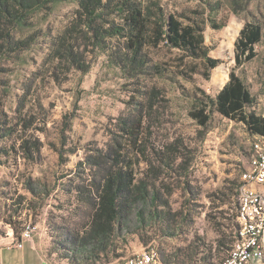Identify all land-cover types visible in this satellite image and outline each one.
I'll return each instance as SVG.
<instances>
[{
	"label": "rangeland",
	"instance_id": "obj_1",
	"mask_svg": "<svg viewBox=\"0 0 264 264\" xmlns=\"http://www.w3.org/2000/svg\"><path fill=\"white\" fill-rule=\"evenodd\" d=\"M139 1L202 24L209 55L220 61L209 80L200 68L191 74L197 62L162 47L146 51L144 74L122 69L116 50L123 40L116 38L106 39L105 52L79 41L85 73L70 60L51 61L55 38L75 19L71 0L34 14L14 33L27 48L0 62V235L16 236L31 223L50 264H121L145 249L169 264H220L234 241L236 192L253 136L213 108L204 127L189 113L205 96L215 99L233 71L254 98L247 111L264 118V0H250L238 14L220 0L210 13L225 24L220 30L209 27L199 0ZM104 21L120 23L109 12ZM247 22L261 27V41L254 59L236 67L235 43ZM114 152L132 162L148 200L126 209L103 251L93 240L81 248L100 169Z\"/></svg>",
	"mask_w": 264,
	"mask_h": 264
},
{
	"label": "trees",
	"instance_id": "obj_2",
	"mask_svg": "<svg viewBox=\"0 0 264 264\" xmlns=\"http://www.w3.org/2000/svg\"><path fill=\"white\" fill-rule=\"evenodd\" d=\"M62 0H0V62L9 54L17 53L27 48L26 40L14 38V33L30 26L32 16L46 11ZM77 4L75 19L55 38L50 60L53 62L70 60L85 73L81 60L83 52L80 40L88 41L93 48L107 51L106 39H121L123 44L117 46L118 65L122 69L144 74L147 70L148 49L159 47L174 50L179 53L183 62L190 59L197 62L191 68V74H200L209 80L210 72L220 61L210 57L205 46L204 28L195 19L183 18L174 14H166L158 2L139 0H71ZM209 11L206 21L212 30H220L225 24L216 21L211 15L221 6V1L199 0ZM233 14L245 11L250 0H224ZM105 12L116 14L120 23L110 24L104 21ZM212 13V14H210ZM261 41V27L253 22H247L239 32L235 43L234 61L236 67H241L256 56L254 46ZM149 69V68H148ZM156 68H154L155 70ZM156 73L161 74L157 69ZM184 76V74H182ZM202 94L204 92L200 90ZM205 102L189 113L198 125L204 127L209 121V111L213 108L222 117L231 121L243 123L253 136H264V118L247 111L254 98L243 81L232 71L223 88L215 99L205 96ZM126 130L132 137L137 134V128ZM133 130V131H132ZM131 138V137H130ZM25 147V146H24ZM27 150L29 149L26 146ZM112 164L100 169L102 180L96 185V199L93 202L94 212L89 230L82 238L81 248L87 247L93 240L98 245L96 251H103L107 237L113 227L120 223L128 207L148 200L147 188L144 182H135L133 165L129 159L114 152ZM91 164V162H88ZM99 166V164H98ZM151 199V197H150ZM156 198L151 199L153 202ZM237 202V192H236ZM237 216V214H236ZM236 219V217H235ZM237 231V223H236ZM236 237V235H235ZM235 239V238H234ZM93 249L91 252L93 253ZM161 261V260H160ZM169 264L170 259L161 261ZM184 264V262H182Z\"/></svg>",
	"mask_w": 264,
	"mask_h": 264
},
{
	"label": "built area",
	"instance_id": "obj_3",
	"mask_svg": "<svg viewBox=\"0 0 264 264\" xmlns=\"http://www.w3.org/2000/svg\"><path fill=\"white\" fill-rule=\"evenodd\" d=\"M237 231L220 264H264V136L253 137L247 169L237 188ZM35 227L26 223L18 235L5 233L12 244L21 248L32 239ZM121 264H164L153 249H145Z\"/></svg>",
	"mask_w": 264,
	"mask_h": 264
},
{
	"label": "crops",
	"instance_id": "obj_4",
	"mask_svg": "<svg viewBox=\"0 0 264 264\" xmlns=\"http://www.w3.org/2000/svg\"><path fill=\"white\" fill-rule=\"evenodd\" d=\"M12 241L11 237L0 235V264H50L35 240H23L21 248Z\"/></svg>",
	"mask_w": 264,
	"mask_h": 264
}]
</instances>
